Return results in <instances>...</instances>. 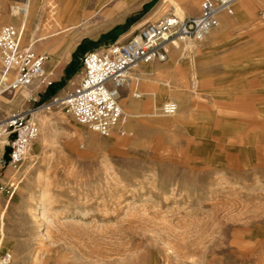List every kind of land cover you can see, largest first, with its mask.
Instances as JSON below:
<instances>
[{
    "label": "rangeland",
    "instance_id": "1",
    "mask_svg": "<svg viewBox=\"0 0 264 264\" xmlns=\"http://www.w3.org/2000/svg\"><path fill=\"white\" fill-rule=\"evenodd\" d=\"M201 1L186 16L198 14ZM23 2L0 0V27L12 25L10 6ZM116 2L93 14L89 0L92 15L74 50L57 69L46 64L47 83L4 94L0 114L60 98L77 86L84 53L124 43L139 24L171 11L165 0H130L107 14ZM229 17L215 40H187L199 52L195 84L189 60L169 55L158 65L171 61L176 71L140 81L138 115H124L107 137L60 106L38 112L26 158L15 169L0 166V257L9 254V264H264V0L247 18L235 8ZM48 23L30 29L45 34L54 30ZM21 46L27 49L22 38ZM166 83L171 93L152 106L147 93ZM165 102L178 113L160 114Z\"/></svg>",
    "mask_w": 264,
    "mask_h": 264
},
{
    "label": "built area",
    "instance_id": "2",
    "mask_svg": "<svg viewBox=\"0 0 264 264\" xmlns=\"http://www.w3.org/2000/svg\"><path fill=\"white\" fill-rule=\"evenodd\" d=\"M238 0H202L196 15L182 18L168 13L148 22L124 43H113L82 57V76L77 86L50 104L62 107L65 114L90 132L107 137L124 118L121 91L129 73L138 64L162 63L173 41H203L215 29L221 16H232ZM22 32L13 25L0 27V100L6 93L30 87L42 76L47 56L21 46ZM50 85V83H48ZM134 97L139 93L134 92ZM45 105V106H47ZM45 106L0 114V166L17 168L37 139L39 125L35 115ZM175 102H165L163 116L174 115ZM4 254L0 264H9Z\"/></svg>",
    "mask_w": 264,
    "mask_h": 264
},
{
    "label": "crops",
    "instance_id": "3",
    "mask_svg": "<svg viewBox=\"0 0 264 264\" xmlns=\"http://www.w3.org/2000/svg\"><path fill=\"white\" fill-rule=\"evenodd\" d=\"M96 6L94 8L93 14L98 12L102 6L111 0H95ZM116 4L111 7L107 14H111L112 12L121 9L125 5L128 4L130 0H117ZM171 3V11L175 12L172 7L176 4L180 9V15L186 16V13L190 12L195 5H197L198 0H177L173 2V0H165V2ZM257 0H239L235 3V14L241 16L242 18H247L251 14L252 5ZM27 4V22L28 28L24 31L25 40L23 42V47L27 49H34L35 44H39L42 46L41 52L45 56H47L46 64L48 68L55 70L59 67L60 62L63 58H66L70 55V53L74 50L75 45L78 41V38L81 36L82 31L81 27L83 26L84 20L88 18L89 13L88 4L89 0H24L23 4L21 5H11L10 9L7 13L8 19L10 20L11 24L13 21H17V14L14 13V9L18 7L25 6ZM182 6V8H181ZM170 11V12H171ZM30 13V14H29ZM177 13V12H175ZM179 15V14H178ZM48 21L51 28L54 30L51 32H46L45 34H41L42 42H32L31 45H28V37L30 36L31 31V23L33 21H37L36 28L42 24L43 21ZM40 22V24H39ZM145 24H139L135 29H139ZM219 24H221L222 30L225 29L227 26L231 25V17L229 16H222ZM17 27V24H16ZM49 28V27H48ZM134 29V30H135ZM48 30V29H46ZM211 30L209 32L210 36L215 40L217 37L221 36V31ZM71 31V32H70ZM70 32V33H68ZM33 37L39 36L35 35V31L32 32ZM130 32L129 34H131ZM46 39V40H45ZM182 42L180 45L177 43L173 46L168 48V56L170 55V59L178 61L180 57H186L189 60V67H190V75L191 80L195 84L197 82V77L194 72V56L199 52L193 51L191 44ZM25 44V45H24ZM34 44V45H33ZM187 44V46H184ZM33 46V47H32ZM180 46V47H179ZM193 55V56H192ZM193 58V59H192ZM148 65V64H147ZM46 66V65H45ZM176 65H172L171 61L167 62L165 65H158L156 62L150 63V65H139L137 69L133 68L132 71L129 73L133 77L137 78L130 82L129 85H125V89L129 92L126 97L123 99L120 96V104L123 102V114L129 118H134L138 115V110L140 109V103L133 100L135 89L137 91L139 82L140 81H154L157 77L169 74L170 72L176 71ZM44 76H50V73L45 70ZM152 83V82H151ZM171 87L167 85H161L160 87H156L155 89H151L147 93L148 102L152 104V106L156 107L157 104L164 98H167L168 95L171 93ZM139 99L142 94L140 92ZM136 98V97H134ZM122 106V105H121ZM178 107V105H177ZM9 112V111H8ZM7 112V113H8ZM178 113V110L177 112ZM132 122V120H131ZM129 123V126L131 125Z\"/></svg>",
    "mask_w": 264,
    "mask_h": 264
},
{
    "label": "bare ground",
    "instance_id": "4",
    "mask_svg": "<svg viewBox=\"0 0 264 264\" xmlns=\"http://www.w3.org/2000/svg\"><path fill=\"white\" fill-rule=\"evenodd\" d=\"M28 1V0H27ZM239 1V0H238ZM237 1V2H238ZM172 9L175 11V12H177V13H175V12H173V11H171L170 13H173V14H175L176 16H178V17H180V18H182V17H184L183 15L181 16L180 15V9L178 8V6L177 5H174L173 7H172ZM28 11L29 10H27V4L25 5V6H22L21 8H19V18H20V23L17 25V27L19 28V30H21V32H22V44H23V42H24V40H25V36H24V31L26 30V26H27V24H28V22H27V14H28ZM30 14V13H29ZM179 14V15H178ZM39 24H40V22H39ZM38 25V24H37ZM141 28V27H140ZM32 32V31H31ZM42 40V38H41V36L39 35V36H36L35 38H32L31 40H29V44L28 45H31L32 44V42H34V43H36V42H42L41 41ZM46 40V39H45ZM182 42H185V41H182ZM182 42H178V41H173V42H171V43H169V45H168V48L170 47V46H173V45H175V44H177V43H182ZM34 45V44H33ZM187 46V45H186ZM33 47V46H32ZM32 49V48H31ZM167 52H168V49H167ZM193 56V55H192ZM193 59V58H192ZM148 65H150V63H147ZM147 64H138V65H136L134 68L135 69H137V67L139 66V65H146V66H148ZM45 75V69L43 70V74H42V76L41 77H39L37 80H36V82H40V83H47L48 82V78H47V76H44ZM137 78H135V77H133L131 74H129V80L127 81V83H126V85H129L130 84V82L131 81H133V80H136ZM138 80V79H137ZM29 96V95H28ZM121 96V95H120ZM5 102H10V101H8V100H6L5 99ZM45 108H50V105H47V106H45ZM177 110H178V107H177ZM177 112V111H176ZM176 112H175V114H176ZM11 113V112H10ZM10 113H8V114H10ZM7 113L5 114V115H8ZM39 115V113H37L36 115H35V117H36V119H37V116ZM38 120H39V122L41 123V124H44V121H43V119L41 118V117H39L38 118ZM40 192H41V190H40ZM41 199V198H40ZM33 202V201H32ZM45 203V202H44ZM30 205H32V203L30 204ZM1 206V205H0ZM1 210V209H0ZM3 222H4V212H1L0 211V236L1 237H3L4 236V230H3ZM4 243V242H3ZM2 243V244H3ZM0 245H1V242H0Z\"/></svg>",
    "mask_w": 264,
    "mask_h": 264
}]
</instances>
